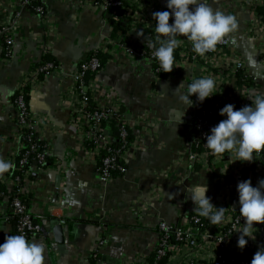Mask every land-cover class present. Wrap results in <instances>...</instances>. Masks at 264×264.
Listing matches in <instances>:
<instances>
[{"label":"crops","instance_id":"1","mask_svg":"<svg viewBox=\"0 0 264 264\" xmlns=\"http://www.w3.org/2000/svg\"><path fill=\"white\" fill-rule=\"evenodd\" d=\"M23 2L4 0L7 7L14 6L22 13V18L16 30V56L6 61L0 54V159L3 160L10 155L17 136V127L13 122L15 108L11 101L17 94L24 73L37 69L41 60L49 58L60 63L65 70L72 71L84 58L87 43L97 47L106 38H116L110 13L100 14L95 9H89L79 14L73 0H49L47 18L36 21L31 20L32 12ZM208 2L213 8L233 16L237 22L236 31L227 38L232 49L245 61L251 83H242L238 73L233 78L219 77L216 102L221 109L232 104L239 110L251 105V101L246 99V90L264 91V68L257 49L261 27H254L260 22L259 16L264 21L261 14L264 6L258 5L257 0ZM160 3L164 11L168 10L167 0H160ZM12 16V12H7L0 5V21ZM42 45L50 46L47 54L42 52ZM139 45V37L132 34L131 47L136 49ZM222 71L225 75V69ZM198 73H201L198 65L190 63L176 69L171 77L158 85L159 96L153 99L150 92L155 75L146 58L122 57L106 65L98 82L122 98L121 112L135 124L132 138L141 140L140 137L146 133L137 124L144 113H153L159 119L155 139L150 140L149 136L144 139V147L125 162L124 175L107 184L100 180L95 166L89 163L88 153L77 144L76 130L69 125L68 116L61 106L66 101L63 90L69 86V81L61 85L57 78L47 77L42 89L30 93L31 112L43 117L46 123L49 121L44 128V137L53 144V157L69 168L62 173L64 175L57 171L39 175L40 169L34 168V176L41 184L38 182L40 185L30 200L31 214L41 215L43 204L51 201L47 218L41 223L43 239L35 240L45 249V264H130L140 257L153 260L159 241L157 219L176 226L181 225V216L196 213L190 199L191 186L198 182L206 183L209 188L207 195L214 206H224L232 212L233 207H239L238 184L250 179L254 187L258 185L260 174L255 171V163L235 162L227 152L209 156L207 167L195 166L194 173L182 185L172 187L164 177L157 178L159 172L172 171L182 157L187 158L186 151L193 148L189 146V140L193 136L197 114L194 107L187 111L183 108L176 89L182 82L190 84ZM242 73L246 75V72ZM253 78L257 79L256 83ZM184 91L186 88L180 90L181 93ZM173 109L177 111L173 113ZM222 119L225 117H220V121ZM107 133L114 143L118 141L119 133L114 127L108 126ZM179 172H184V168ZM156 183L162 185L161 200L157 202L154 214L145 219L147 223H143L142 217L129 205L132 201L149 197ZM231 188H235L237 194ZM2 212L0 244L5 242L6 236L16 235V221L6 202ZM261 226L264 229V225ZM103 230L108 232V248L100 263H96L90 255ZM209 249L211 252L208 253L207 250L197 252L196 264H209L201 259H210L216 251L213 244Z\"/></svg>","mask_w":264,"mask_h":264},{"label":"built area","instance_id":"2","mask_svg":"<svg viewBox=\"0 0 264 264\" xmlns=\"http://www.w3.org/2000/svg\"><path fill=\"white\" fill-rule=\"evenodd\" d=\"M67 1V0H61ZM76 5V11L79 14L86 12L89 9H95L100 14L109 13L113 10L114 22H119V14L124 15L127 21V33L119 35L116 38H106L99 46H91L86 44V54L83 56L74 70H65L60 63H52L43 59L37 69H30L24 73L23 78L18 85L17 97L14 98L13 103L15 111L13 122L17 127V136L10 155L5 159L14 165V168L0 177V184L4 187V192L0 194V220L2 219V209L6 202L7 207H10L12 214L16 219V235H24L30 241H35L36 238L43 239L42 221L47 218L48 205L51 201L43 204L44 212L41 215L34 216L31 214L29 207L18 197H16L11 204L9 199L18 195L21 198L28 199V203L41 182L33 174L36 171L33 167L23 171L22 176H14L15 171H21L27 163L26 156L20 161L19 168L17 167V156L24 150L25 139H28L30 151L38 155L39 164L45 165L39 170V175H47L52 171L65 173L67 168L63 162L58 158L53 157V144L44 137V128L49 124V121H44L40 115L33 114L27 97L29 94L25 91L35 92L43 88L45 85V78L54 77L59 80L62 85L64 81H69V86L63 90L66 101L61 103L65 113L68 116L69 125L76 130L77 144L82 147L89 155V163L95 166L100 180L107 184L111 183L113 178V171L119 170L121 173L126 172L125 162L132 157L135 151L144 147V139L148 137L154 140L156 137V125L159 119L155 114L147 112L138 119V125L141 128L143 136L132 138V131L135 124L126 119L122 114L123 100L118 95L107 88H104L98 82V77L101 75V58L100 56L109 57L108 63L119 60L122 57L139 56L146 58L152 65L155 83L152 86L150 97L155 98L159 96L158 85L164 81L161 77V69L157 59L152 55L155 48L147 47L144 35L146 31L151 28L153 35L157 37L155 32V21H153V13L157 11H164L160 0H73ZM49 0H24L23 5L29 8L32 12L31 20L44 21L47 18V4ZM258 5L264 6V0H257ZM0 5L4 7L7 12H12L13 16L0 21V54L3 55L6 61L14 59V46L16 43V30L20 27L22 13H20L14 6L7 7L4 0H0ZM260 22L255 24L261 29L258 37L257 49L259 53V60L264 68V21L262 17H258ZM172 21L170 20V23ZM143 31L140 39V45L136 49L131 47L132 34L137 35V32ZM138 36V35H137ZM185 42L175 51L178 52L180 60L176 63V67L169 75L171 77L176 69L187 65L188 63L198 65L201 73L195 75L191 79L202 77H211L217 82L219 77L226 79L239 72H246L248 69L245 61L237 55V52L232 49L230 40L226 37V42L219 44L215 51H210L204 55L195 53L192 49L191 43ZM145 43H144V41ZM154 43L155 42H150ZM156 45V44H155ZM48 45H42L41 50L45 54L48 53ZM46 55H44L45 57ZM2 57V58H3ZM87 57H89L87 59ZM225 69V75L223 74ZM94 77H90V75ZM44 79H42V76ZM256 78L253 81L256 83ZM217 95L206 100L205 108L199 105L194 106L197 123L194 128L193 136L189 140V146L193 148L186 151L187 158L182 157L173 167L172 171H162L157 173V178H165L169 181V186L176 187L184 184L191 174L194 173L195 166L208 165L207 159L213 155L208 150L206 144L200 146L199 139L206 141V134H209L211 129L220 122V110L217 106ZM108 120L115 122L116 130L119 133V139L122 144V149L117 154H113L112 148L114 141L110 137L104 126ZM46 123V124H45ZM152 128V132H150ZM148 132V133H147ZM132 138V139H131ZM200 146V147H199ZM202 148V152L197 149ZM108 153L102 163L99 165V157L102 152ZM47 158L52 161L47 162ZM255 171L257 175L260 174V180L264 179V153L260 154L254 161ZM184 168V172H179ZM33 175V178L31 177ZM40 182V184H38ZM237 184V183H236ZM162 185L156 183L152 186V191L145 200L132 201L129 208L138 213L142 217L143 223L145 220L154 214L157 202L161 200ZM235 193L236 189L231 188ZM237 194V193H236ZM163 198V197H162ZM163 200V199H162ZM223 208H225L223 206ZM227 209V208H225ZM239 207H233V211L227 210L225 216H231L230 220L219 225H213L207 218L200 217L197 213L192 216L185 214L181 216V225L172 226L163 220H158L157 231L159 241L154 252L153 260L147 257L135 258L130 264H196L197 252L207 250L206 253L211 252L209 249L212 244L216 251L212 253L211 258L201 259L207 261L209 264H251L255 253L264 248V229L261 225H255L257 228L254 235L257 236L255 241L249 240L247 249L253 251V255L249 260L237 259V255L242 252L237 246L238 234L233 231V225L243 227V218L239 214ZM239 223L237 224V222ZM108 232L103 230V234L96 241L92 247L90 257L96 262L100 263L101 257L108 248ZM245 248V249H246ZM204 253V255L206 254Z\"/></svg>","mask_w":264,"mask_h":264},{"label":"clouds","instance_id":"3","mask_svg":"<svg viewBox=\"0 0 264 264\" xmlns=\"http://www.w3.org/2000/svg\"><path fill=\"white\" fill-rule=\"evenodd\" d=\"M166 7V11L153 13L159 47L154 43L147 44V47L155 48L152 55L158 60L162 73H171L177 68L174 66V52L185 42L180 37L191 43L195 53L204 55L215 51L237 29L235 18L213 8L208 0H167ZM142 33L137 32L139 38ZM185 88L186 91L181 93L180 90ZM176 91L180 93V104L187 111L196 102L202 104L217 95L218 85L213 78L202 77L190 84L182 82ZM246 91V99L251 101V105L239 110L232 104L224 106L220 116L225 119L213 127L210 134H206L205 144L213 156L227 152L235 162L251 163L264 153V91ZM176 111L173 109V113ZM13 168L12 163L0 159V176ZM208 191L206 183L198 182L191 186L190 199L195 205L194 211L213 225L230 220L231 216H225L227 209L214 206L207 195ZM237 191L243 227L233 225V231L238 234V248L244 250L249 240L255 241L257 238L253 234L257 229L255 225H264V179L255 187L250 179L240 182ZM44 253L43 245L30 241L24 235H8L5 242L0 244V264H45ZM251 264H264V248L255 253Z\"/></svg>","mask_w":264,"mask_h":264},{"label":"trees","instance_id":"4","mask_svg":"<svg viewBox=\"0 0 264 264\" xmlns=\"http://www.w3.org/2000/svg\"><path fill=\"white\" fill-rule=\"evenodd\" d=\"M109 13L112 16V18H113V16H115V14L113 13V10L112 9H110V12ZM261 14H262V16L264 18V8H263ZM118 16L120 18L119 22H114L113 20H112L113 22L111 21L113 23V26H114V36L115 37H117L119 35H123V34L127 33V31H128L127 30V21L124 19V15L119 14ZM144 38H145L146 42H149V41L150 42H155L156 47L157 48L159 47V43L157 42L156 37L153 35V31H152L151 28L149 29V31H147L146 35H144ZM0 44H3V42L1 40H0ZM88 58L89 57H87V59ZM100 58H101V70H104L105 67H106V65H107V62H108V57H106V56H100ZM174 58H175V60H174V66H175L176 63L180 60V57L178 55V52H176V51L174 52ZM47 61L56 64V61L53 58L52 59L49 58V59H47ZM157 63H159L158 60H157ZM169 75H170V73H162L161 72L160 77L163 80H165V79H167L169 77ZM44 76L45 75L42 76V79H44ZM237 76L242 81V83H248V84L251 83V77H249L248 75H244L242 72H239L237 74ZM90 77L92 78V77H94V75L91 74ZM25 91L27 92V94H29V96L27 97V99L29 100V97H30L29 89H26ZM16 97H17V94L13 98H16ZM193 100L195 101V97H193ZM196 105H199L200 107L205 108V104H200L199 102H196ZM104 126L106 128V132H107V127L108 126L109 127L110 126L111 127H114L116 129L115 122L113 120L106 121L104 123ZM209 134H210V132H209ZM24 142H25L24 150L21 153H19V155L17 156V162H16V164H17V167L19 168L20 161L23 159L24 156H26L27 163L24 165V167H23V169H21V171H15L13 173L14 176L15 175L16 176H22L23 171H26L27 169H29L31 167H33V168L36 167V169H38V168L40 169L42 167H46V164L45 165L39 164V162H38V155H36L35 153H32L30 151V145H29L28 139H25ZM199 142H200V146H202L203 144L206 143V141H203L202 139H199ZM121 149H122V144H121L120 139L118 138V141H116L114 143V146L112 148L113 154H117L119 151H121ZM197 150H198V152H202L203 151L202 148H199ZM206 151L209 152V153H211L209 149L206 150ZM108 155L109 154L106 153L105 151L102 152V154L100 155V157L98 159L99 165L102 163V161L106 157H108ZM48 161L51 162L52 160L50 158H47V162ZM33 175L31 174V177L32 178H33ZM122 175H124V173H121V171H119V170H116V171L114 170L113 171V178H116V177L122 176ZM3 192H4V187L0 184V194L3 193ZM16 197L20 198L29 207V210H30L31 205H30V203H28L29 202L28 199L21 198L18 195L12 196L9 199V204H11ZM0 199H2V197H0ZM15 221H16V219H15ZM252 255H253V251L252 250L245 249L242 253H240V254L237 255V259L249 260Z\"/></svg>","mask_w":264,"mask_h":264},{"label":"water","instance_id":"5","mask_svg":"<svg viewBox=\"0 0 264 264\" xmlns=\"http://www.w3.org/2000/svg\"><path fill=\"white\" fill-rule=\"evenodd\" d=\"M124 112V111H123Z\"/></svg>","mask_w":264,"mask_h":264}]
</instances>
